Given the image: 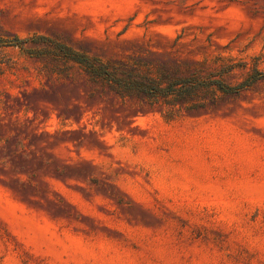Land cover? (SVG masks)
Listing matches in <instances>:
<instances>
[{"label":"rangeland","instance_id":"1","mask_svg":"<svg viewBox=\"0 0 264 264\" xmlns=\"http://www.w3.org/2000/svg\"><path fill=\"white\" fill-rule=\"evenodd\" d=\"M0 264H264V0H0Z\"/></svg>","mask_w":264,"mask_h":264}]
</instances>
